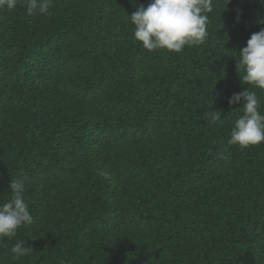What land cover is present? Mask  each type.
Listing matches in <instances>:
<instances>
[{
    "label": "trees",
    "instance_id": "trees-1",
    "mask_svg": "<svg viewBox=\"0 0 264 264\" xmlns=\"http://www.w3.org/2000/svg\"><path fill=\"white\" fill-rule=\"evenodd\" d=\"M149 2L0 8V204L23 179L33 217L0 264H264V143H228L233 93L264 113L236 67L264 4L213 0L204 42L172 53L134 41Z\"/></svg>",
    "mask_w": 264,
    "mask_h": 264
},
{
    "label": "clouds",
    "instance_id": "clouds-1",
    "mask_svg": "<svg viewBox=\"0 0 264 264\" xmlns=\"http://www.w3.org/2000/svg\"><path fill=\"white\" fill-rule=\"evenodd\" d=\"M229 2V0H228ZM18 3L26 7L27 14H48L53 0H0V8L14 10ZM264 4V0H260ZM213 10V0H150L145 7L139 5L130 16L134 26V41L152 52L164 49L179 53L185 46H197L207 37V13ZM264 25V18L257 21ZM237 71L243 69L242 83L264 91V27L253 32L246 46L238 50ZM240 73V72H239ZM242 101V102H241ZM229 105H242V115L231 128L230 145H238L242 150L264 143V113L260 109L255 91L247 89L233 93ZM215 110L210 119L219 120ZM11 199L0 204V241L13 239L18 229L30 225L33 217L25 200V181L12 179L9 185ZM32 247L18 241L11 248V259L19 261L30 254Z\"/></svg>",
    "mask_w": 264,
    "mask_h": 264
}]
</instances>
